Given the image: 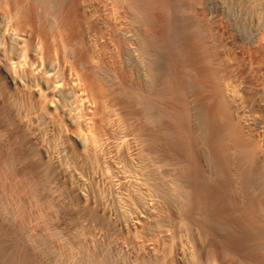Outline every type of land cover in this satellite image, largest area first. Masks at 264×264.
I'll return each mask as SVG.
<instances>
[{"label":"bare ground","instance_id":"6f19581e","mask_svg":"<svg viewBox=\"0 0 264 264\" xmlns=\"http://www.w3.org/2000/svg\"><path fill=\"white\" fill-rule=\"evenodd\" d=\"M0 264H264V0H0Z\"/></svg>","mask_w":264,"mask_h":264},{"label":"rangeland","instance_id":"374dc122","mask_svg":"<svg viewBox=\"0 0 264 264\" xmlns=\"http://www.w3.org/2000/svg\"><path fill=\"white\" fill-rule=\"evenodd\" d=\"M58 200H59V197H58ZM65 201H66V203H64ZM68 202H69L68 199H65L64 197H60L59 203L64 204L65 206L68 207V205L70 206V202H69V203H68ZM71 221H72V223H74V224H73V226L70 228V226H71V225H70V222H71ZM70 222H69V225H70V226H69V228H68V229H69V232H68L67 230H65L64 232H61V235H62L64 238H63L62 236H61L60 238H61L62 240H64L65 242H66V241L69 242V240H70V238H71V235H72V232H73L72 230H73V228L75 227V222H74V220H70ZM72 223H71V224H72ZM71 231H72V232H71ZM75 232H77V231H74V235H75V234L77 235V233H75ZM64 233H65V234H64ZM66 236H67V238H65ZM62 240H61V241H62ZM64 241H63V242H64ZM65 250H66L67 254H69L68 251H70V250H69L68 248H65Z\"/></svg>","mask_w":264,"mask_h":264}]
</instances>
